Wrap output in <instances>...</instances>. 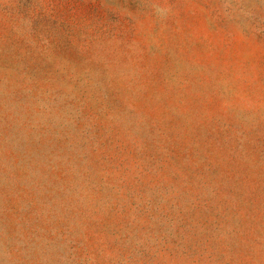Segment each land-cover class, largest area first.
Instances as JSON below:
<instances>
[{
	"label": "rangeland",
	"instance_id": "1",
	"mask_svg": "<svg viewBox=\"0 0 264 264\" xmlns=\"http://www.w3.org/2000/svg\"><path fill=\"white\" fill-rule=\"evenodd\" d=\"M0 264H264V0H0Z\"/></svg>",
	"mask_w": 264,
	"mask_h": 264
}]
</instances>
